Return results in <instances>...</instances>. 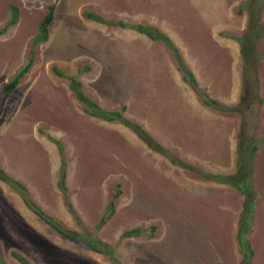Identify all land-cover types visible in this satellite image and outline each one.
<instances>
[{
	"label": "rangeland",
	"instance_id": "374dc122",
	"mask_svg": "<svg viewBox=\"0 0 264 264\" xmlns=\"http://www.w3.org/2000/svg\"><path fill=\"white\" fill-rule=\"evenodd\" d=\"M249 0H0V165L64 227L107 241L123 264H242L237 233L247 212L233 186L203 174L238 172L241 142H256V192L248 235L264 264V35L236 37L249 27ZM55 6L48 42L34 45ZM151 24L179 47L201 89L234 110L208 107L185 83L172 54L145 35L87 19ZM264 25V9L260 11ZM32 69L15 91L3 87ZM80 75L88 97L139 123L189 167L151 150L124 124L91 117L71 90ZM244 136V139H242ZM60 141L67 159L68 200L59 188ZM245 142L244 146L248 143ZM112 218L98 229L116 192ZM78 218V219H77ZM155 228V230L153 229ZM138 229L139 237L124 233ZM0 252L5 264H115L59 234L0 180Z\"/></svg>",
	"mask_w": 264,
	"mask_h": 264
},
{
	"label": "trees",
	"instance_id": "16d2710c",
	"mask_svg": "<svg viewBox=\"0 0 264 264\" xmlns=\"http://www.w3.org/2000/svg\"><path fill=\"white\" fill-rule=\"evenodd\" d=\"M245 9L248 10L249 13V27L244 37H236L238 42L242 46V53L244 56L248 57L247 44L248 42L254 43L258 37H262L264 35V25L261 24L260 11L264 9V0H249L245 4ZM55 6H51L49 8V13L44 19V21L40 24L39 33L34 38L33 44L38 45L42 43H46L50 37V26L55 17ZM19 9L16 6H11V19L7 26L0 29V35H3L7 32L8 28L12 25H16L18 23ZM87 19L103 23L109 26H118L125 29L134 30L142 35H145L153 42H158L164 45L169 52L172 54L173 59L177 65V69L182 75L183 80L187 83L193 91H195L203 100L204 104L211 108H216L220 111H229L234 110V107H228L223 105L222 103L211 99L200 87L199 81L194 73V71L189 67L186 63L179 47L175 44L173 39L161 28L151 25V24H130L123 21H108L103 16L93 12H86L84 15ZM35 62V54L33 53L30 58L28 64L23 67L19 73L7 84L3 87V95H9L13 91L17 89L21 80L25 77L26 74L34 66ZM54 72L60 76L69 78L71 83V90L75 93L77 99L85 106V112L93 118L100 119L107 122H117L124 124L126 127L133 130V132L139 137V139L144 142L151 150L162 154L168 157L172 163L175 165H182L185 167H189L188 164L180 161L176 155L166 148L163 144L158 142L149 132H147L142 125L139 123L131 121L126 117L125 113L127 111V107L124 106L121 110H107L103 108L96 101L88 97L84 91V86L80 81V75L77 76H69L66 73L58 69H54ZM264 102V100H263ZM244 139V136H242ZM246 140L241 142L239 152V162H238V172L234 175H220V174H203L207 180L210 181H218L221 183L229 184L235 187L245 198L244 204L247 208V212L242 214L243 218L240 221L239 231L237 233V240L240 252L243 255L242 264H251L252 260L255 256V251L253 250L251 243L248 239V235L250 233L252 227V220L254 215L255 206V196L256 192L253 189L252 184V175L254 165L253 162L255 160L256 152L259 150L256 142H252L248 140V144L244 146ZM56 145L61 154V167H60V175H59V188L62 191L65 203L68 206V209L75 214L73 205L68 200V187H67V178H68V169H67V159L65 156L64 148L60 141H55ZM0 180L4 183L8 184L12 187L19 195H21L26 206L39 218L44 220L47 224L54 228L59 234L66 236L74 241H79L87 245L92 251L97 254H101L107 256L112 262L115 264H123L118 257L116 250L105 240L94 237L93 235H89L85 232H77L73 229L64 227L58 220L54 219L50 215H48L42 207H40L32 198L29 189L20 181L16 180L12 176H10L0 165ZM121 195V191L118 190L111 201L108 209L106 211V215L103 217L98 229H101L106 223L112 218L116 209V200ZM78 219V218H77ZM155 230V228H153ZM142 234L141 230L134 229L124 233V237L132 238L139 237ZM13 256L20 261L22 264H31L27 258L23 255L13 252ZM0 264H5L3 256L0 252Z\"/></svg>",
	"mask_w": 264,
	"mask_h": 264
},
{
	"label": "clouds",
	"instance_id": "9594fccd",
	"mask_svg": "<svg viewBox=\"0 0 264 264\" xmlns=\"http://www.w3.org/2000/svg\"><path fill=\"white\" fill-rule=\"evenodd\" d=\"M170 36V35H169ZM197 77V76H196ZM198 79V78H197ZM200 84V83H199Z\"/></svg>",
	"mask_w": 264,
	"mask_h": 264
}]
</instances>
